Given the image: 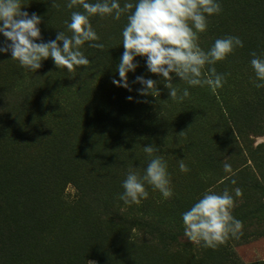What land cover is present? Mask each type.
Here are the masks:
<instances>
[{
	"label": "rangeland",
	"instance_id": "1",
	"mask_svg": "<svg viewBox=\"0 0 264 264\" xmlns=\"http://www.w3.org/2000/svg\"><path fill=\"white\" fill-rule=\"evenodd\" d=\"M21 3L23 11L30 15L36 13L41 17L39 27L44 42L55 39L58 31L70 36L71 32L66 29L65 21H70L72 11H83L80 8H66L64 0H61L58 7L49 5L48 0H21ZM110 17L90 18V23L100 38L98 43H102L104 48L89 47L87 43L81 47L83 54L90 60L87 67L81 66L69 73L63 68H57L51 58L42 61L35 79L44 87V100L41 104L45 109L49 106V111L37 114L24 104L23 111H14L10 115V124L7 125L10 133H2L5 137L0 136V164L5 167V171L0 172V184L7 186V174L20 169L17 171L18 175L14 174L23 180L21 188L27 198L23 219L28 221V235L32 238V246L40 248L39 254L48 250V241L54 233V227L58 234L57 244L60 241L62 245L68 243V246L79 244L85 236L96 230H105L107 225L101 207L108 200L121 201L123 205L119 196L124 191L121 185L127 172L135 169L143 176L148 161L153 158L144 152V146L156 147L158 152L154 156H160L167 163L173 195L165 199L158 190L145 184L149 192L148 199L142 200L139 205H127V209L145 205V209H157L166 214L176 212L177 202L185 210L192 206L191 192L198 188L196 174L198 164L205 162L203 156L213 154L216 158H222L228 153L221 137L217 106L211 103L213 90L207 85L189 87L178 78L172 86L178 90V95L188 88L189 96L182 101L174 100L169 97V91L163 82H159L160 78L147 70L142 57H136L139 66L135 72L127 74L131 91L112 83L114 78L119 80L116 66L124 49L118 27L121 19L111 20ZM217 33L197 34V42L206 49L205 52L216 39L227 36H237L244 44L225 60L211 66L224 77L223 86L218 88L220 93L227 94L224 97L228 96L229 99L233 93H237L235 87L240 82L236 85L234 76L246 77L239 88L242 93L256 94L263 91L264 88L257 89L254 86L255 74L250 60L251 53L257 50L263 52L264 46L257 43L251 45L241 34L226 32L219 36ZM3 39L0 36V41ZM2 64H6V67L3 68ZM17 65L18 61L12 60L10 53L0 54V85H6L10 81L12 70ZM208 67L205 66L204 75ZM100 70H104L107 76L100 92L111 107L114 106L111 113L113 116L108 120L102 118V121L92 125L88 115L101 104L100 99L93 94V89L87 88L88 92L81 97L84 108L79 110L81 114L72 116L68 110V94L60 93L59 84L66 82L64 78L69 74L73 81H85L90 86L94 85L98 81ZM24 74L25 80L30 81L27 69ZM137 76L157 81L159 92L153 89L151 93L161 96L160 104L151 107L153 111L156 109L159 112L155 121L154 118L147 121L145 116L140 117L139 109L146 110L153 102H148L150 93L138 94L137 90L142 86L136 82ZM59 95L65 96V105H60V100L59 105L56 103ZM19 100L27 103L21 97ZM36 121L40 122L41 136H20L30 130L31 124ZM85 135L84 140L78 143ZM251 138L254 145L264 141V135H252ZM180 159L187 165V173L180 172ZM12 180V183L17 182L16 179ZM12 203L6 200L0 214L6 210L10 212ZM103 242L105 240L102 245ZM28 251L32 253L30 245ZM234 251L238 260L244 264L262 262L264 237L252 238L236 245ZM89 264H97V261L90 260Z\"/></svg>",
	"mask_w": 264,
	"mask_h": 264
},
{
	"label": "trees",
	"instance_id": "2",
	"mask_svg": "<svg viewBox=\"0 0 264 264\" xmlns=\"http://www.w3.org/2000/svg\"><path fill=\"white\" fill-rule=\"evenodd\" d=\"M52 3L53 0H48L49 5ZM60 3L61 0H55V7ZM219 3L221 11L208 17L205 32H218L219 36L226 32L237 33L246 37L251 45L257 43L264 46V0H219ZM110 19L113 20L111 17ZM126 23V16L122 15L118 26L120 32ZM199 47L206 51L202 45ZM256 53L264 56V50H257ZM2 67L5 68L6 64H2ZM39 70L35 73L27 70L30 73V81H27L24 78L26 69L17 65L12 70L10 81L6 85H0L1 137H5L2 133L11 131L7 130L11 113L23 111L24 104L37 114L49 111V106L45 109L41 104L45 91L42 83L35 79ZM207 75L209 73L205 69V76ZM106 77V72L100 70L98 81L90 86L85 81H73L68 74L64 78L66 82L59 84V89L60 93L68 94L69 114H81L80 111L84 109L81 97L86 95L87 88H92L101 104L88 115L90 124H96L102 118L110 119L114 106L111 107L100 92ZM234 78L237 80L236 85L240 82L235 87L237 93H233L229 99L228 96L224 97L227 94H221L216 89L211 102L217 106L221 137L228 153L222 158H216L213 154L203 156L205 162L198 164L196 174L198 188L191 194L192 203H195L207 191L222 194L227 190L235 202L232 215L242 223V234L238 238L230 237L215 249L204 247L203 242H190L185 236L181 214L186 210L179 202L175 213L166 214L157 209H145V205L129 210L121 201L108 200L101 207L107 225L104 231L96 230L85 236L79 244L68 246V243L62 245L60 241L57 244L58 234L54 227V233L48 241V250L39 254L40 248L32 246V238L28 235V221L23 219L27 198L21 188L23 180L16 176L20 170L17 169L7 174V186L0 184V213L6 200L13 202L10 212L5 209V213L0 214V264H89L90 260H96L97 264H244L238 260L234 247L252 238L264 237V141L254 145L251 138L252 135H264V90L256 94L242 93L239 88L246 77ZM177 79L178 77L174 78L172 83ZM20 97L27 103L20 102ZM64 97L59 95L56 103L60 100V105H65ZM149 97L148 102L153 104L146 110L139 109V114L140 117L145 116L147 121L153 118L155 121L159 112L156 109L153 111L151 107L160 104L161 96L155 94ZM110 107L111 110H108ZM40 129V122L36 121L31 124L30 130L20 136L34 134L39 137ZM68 158L72 159L71 156ZM225 163L231 165L234 175L224 171ZM1 171H5V167L0 164ZM12 179L17 182L12 183ZM237 189L239 196L235 194ZM103 240L105 242L102 245ZM29 245L32 253L28 251ZM252 264H264V261Z\"/></svg>",
	"mask_w": 264,
	"mask_h": 264
},
{
	"label": "clouds",
	"instance_id": "3",
	"mask_svg": "<svg viewBox=\"0 0 264 264\" xmlns=\"http://www.w3.org/2000/svg\"><path fill=\"white\" fill-rule=\"evenodd\" d=\"M52 6H55L53 0ZM66 8H80L72 11L70 21H65L71 35L58 31L55 39L44 42L41 36V17L22 10L21 0H0V54L10 53L11 59L18 61L21 68L37 72L42 61L51 58L57 68L71 73L81 66L87 67L90 60L81 51V47L103 49L98 43L99 37L94 31L90 18L93 16H111L120 20L126 16L121 36L123 53L119 58L116 71L119 80L112 83L131 91L127 74L135 72L139 66L136 57L145 59L147 70L156 74L169 91V97L182 101L189 96L188 88L178 90L172 86L174 78L187 83L189 87L207 85L213 91L223 86L224 77L215 71L212 65L225 60L235 49L244 46L237 36H227L214 41L205 52L198 43V33L207 30V18L219 14V0H67ZM39 41V42H38ZM250 66L255 74L254 86L264 88V56L251 53ZM208 65L209 75L203 70ZM136 82L142 87L138 94L148 95L157 88V81L137 76ZM152 95V94H151ZM154 96V95H153ZM132 99V97H129ZM144 152L151 158L143 176L135 169H129L122 181L123 193L119 198L126 204L139 205L149 197L145 184L158 190L163 198L173 195L171 177L167 163L160 157L156 147L144 146ZM224 171L234 175L231 165L225 163ZM181 173L189 171L183 159L179 161ZM235 183V180L232 181ZM240 195L239 189L235 191ZM234 198L225 190L222 194L207 191L192 206L181 214L184 234L190 242H203L204 247L215 249L230 237L238 238L242 234V223L232 215Z\"/></svg>",
	"mask_w": 264,
	"mask_h": 264
}]
</instances>
